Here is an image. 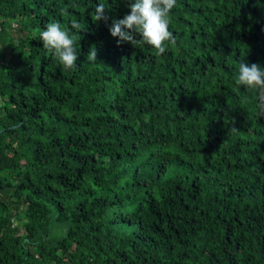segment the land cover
<instances>
[{"label": "trees", "instance_id": "16d2710c", "mask_svg": "<svg viewBox=\"0 0 264 264\" xmlns=\"http://www.w3.org/2000/svg\"><path fill=\"white\" fill-rule=\"evenodd\" d=\"M129 11L0 0V264H264V117L235 84L264 67V0H176L160 56L117 46ZM49 22L78 36L71 70Z\"/></svg>", "mask_w": 264, "mask_h": 264}, {"label": "clouds", "instance_id": "9594fccd", "mask_svg": "<svg viewBox=\"0 0 264 264\" xmlns=\"http://www.w3.org/2000/svg\"><path fill=\"white\" fill-rule=\"evenodd\" d=\"M127 6L129 13L122 19L113 20L109 27L110 35L117 38V46L123 43L148 46L160 56L169 45H175L176 38L169 31V18L176 0H127ZM104 12L105 5L99 3L92 13L93 23L101 20L107 22ZM63 14H67V9ZM71 28L77 32L82 30L81 24L75 20L72 21ZM39 39L43 48L63 69L71 70L76 67L77 35L70 34L59 22H49L39 32ZM96 56L95 48H90L87 57L96 61ZM235 84L255 96L258 114L264 117V67L239 61Z\"/></svg>", "mask_w": 264, "mask_h": 264}, {"label": "built area", "instance_id": "2783aa9c", "mask_svg": "<svg viewBox=\"0 0 264 264\" xmlns=\"http://www.w3.org/2000/svg\"><path fill=\"white\" fill-rule=\"evenodd\" d=\"M0 101H1V98H0Z\"/></svg>", "mask_w": 264, "mask_h": 264}]
</instances>
